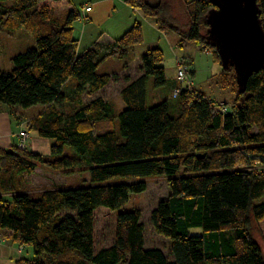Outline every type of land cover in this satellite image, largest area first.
<instances>
[{
    "label": "trees",
    "instance_id": "1",
    "mask_svg": "<svg viewBox=\"0 0 264 264\" xmlns=\"http://www.w3.org/2000/svg\"><path fill=\"white\" fill-rule=\"evenodd\" d=\"M43 1L0 0V31L23 27L34 38L11 58V70L0 69V105L9 106L18 125L24 122L20 129L53 140L47 155L17 143L0 148V230L32 249L15 264H264L251 234L253 223L264 219V68L241 93L228 69L237 96L224 112L175 81L169 90L177 100L174 116L166 98L145 102L150 77L157 87L166 83L159 47L141 56L139 74L124 72L143 40L139 22L79 52L73 24L80 13L58 15ZM124 1L162 32L177 34L179 44L213 48L205 35L211 0H184L186 29L170 14L168 0ZM256 1L264 29V0ZM111 57L122 60L123 75L100 68ZM122 77L124 106L116 111L101 91ZM23 113L35 115L24 121ZM41 164L74 176L76 184L28 189L24 176ZM158 176L167 179L168 194L149 218L168 253L147 244L139 208L124 210ZM99 207L116 214L112 242L102 247L94 239Z\"/></svg>",
    "mask_w": 264,
    "mask_h": 264
},
{
    "label": "rangeland",
    "instance_id": "2",
    "mask_svg": "<svg viewBox=\"0 0 264 264\" xmlns=\"http://www.w3.org/2000/svg\"><path fill=\"white\" fill-rule=\"evenodd\" d=\"M73 4L72 6L79 12L81 8L89 3L92 6L93 0H69ZM171 5L168 4L170 14L176 17L177 24L182 29H186L187 14L184 9V0H168ZM101 11L97 20H90L88 18V26L91 27V39L94 38L100 31L108 30L110 23L114 21V18H107L108 14L111 17V13L108 4H101ZM84 6L83 8H85ZM96 8V7H94ZM98 9V7H97ZM142 13V12H141ZM82 13H80L81 15ZM143 14V13H142ZM90 15V14H89ZM140 15V14H139ZM82 17V16H81ZM106 17V18H105ZM141 21H137L141 24L143 40L141 43L134 46L131 60L129 62L128 69L124 71L128 75L134 77L139 74V59L147 51L148 48L159 47L163 54V63L166 83L162 87L154 85V78L150 77L146 87V99L147 105L155 104L160 102L162 99L169 101L170 107L169 112L171 115H176L178 112L177 100L174 95L171 94V84L175 81L178 82L176 75L177 63L188 65L186 69V76L181 80L182 84H190L197 91L202 92L208 99L215 101L219 104L220 109L226 110L232 105L236 94V84L232 80V71L223 69L219 58L213 53V48L206 44L203 50H200L196 43L186 41L185 44H179V36L173 32H162L156 22L148 17H139ZM78 20V19H77ZM73 24L75 27L74 35H78L80 32L79 20ZM83 19L81 18V21ZM96 38H94L95 40ZM31 44H34V38L25 30V28H18L16 30H1L0 31V69L9 71L13 65L11 58L18 52L24 50ZM87 45L82 44L77 47L81 52ZM183 61V62H182ZM185 61V63H184ZM122 60L118 58H109L105 63L100 64V68L105 70H120ZM191 70V71H190ZM120 75H123V71H120ZM124 84L122 79L112 81L104 91H101V95L110 100L116 111H119L123 106V102L120 95V90ZM6 110H10L9 106L1 104ZM37 105L36 107H39ZM36 109V108H33ZM27 113H31L28 112ZM16 126V121L13 122ZM24 130V129H19ZM19 131V132H20ZM18 132V138L19 136ZM30 133V132H29ZM21 135V134H20ZM30 138L27 137V144L36 137L47 141V145L44 142H38V145L42 150H46L44 154H49L50 146L53 142L51 139L42 138L35 133L29 134ZM21 138V137H20ZM30 140H29V139ZM20 140H18L19 142ZM255 163H253V166ZM251 166V165H250ZM27 179V187L31 190H41L43 188L51 187L52 184H73L77 179L73 177L61 174L59 170L49 168L41 164L32 174L24 176ZM146 190L142 193L133 194L131 199L124 206V210H132L137 207L141 210L142 222L145 230V240L148 245H156L161 247L166 253H168L169 247L166 240L161 236L157 235L150 223V212L157 202L165 198L168 194V183L167 179L158 176L151 177L147 180ZM115 217L116 214L113 211L108 210L106 207H99L94 213V239L97 247L107 246L112 242L115 230ZM3 234V233H2ZM252 236L260 244L261 250L264 255V219L253 223L252 225ZM4 236V235H3ZM1 236L2 238H4ZM10 238V237H9ZM19 245L15 244V248ZM23 247L22 256L23 258H30L32 255V249L27 246ZM17 255L15 256V258ZM33 257V256H32ZM0 264L5 262L0 261Z\"/></svg>",
    "mask_w": 264,
    "mask_h": 264
},
{
    "label": "water",
    "instance_id": "3",
    "mask_svg": "<svg viewBox=\"0 0 264 264\" xmlns=\"http://www.w3.org/2000/svg\"><path fill=\"white\" fill-rule=\"evenodd\" d=\"M207 14V41L223 69L233 68L237 92L248 78L264 68V29L256 0H211ZM200 157V156H198Z\"/></svg>",
    "mask_w": 264,
    "mask_h": 264
},
{
    "label": "crops",
    "instance_id": "4",
    "mask_svg": "<svg viewBox=\"0 0 264 264\" xmlns=\"http://www.w3.org/2000/svg\"><path fill=\"white\" fill-rule=\"evenodd\" d=\"M100 3L108 4L111 17L108 14L107 18H114V21L110 23V27L108 28V30L100 31L94 37L96 38L94 40V38L91 39L92 29L90 26H88L89 23L87 22L88 18L92 20V22L98 19L100 13H97V10L101 11ZM72 4L73 3L69 0H44L41 5H47L49 8L53 9L54 12H56V14L58 15H65L66 11L68 12L69 10L73 9L76 10L72 6ZM91 4L92 6L89 3H86L84 5L90 6L89 11L85 12L83 8L84 6L79 12L77 11L78 13H82V17L78 19V23L81 24V27L79 34H76V37L78 38L77 46H79V44L82 45L84 43L87 45L86 47H88L94 42L112 41L119 37L123 32H125L134 22L141 21V19L139 18L140 16L145 17L140 10L132 9V7H130L124 0H93ZM81 18L83 19L82 21ZM116 71L120 72L119 70ZM22 115L25 121L34 116L35 114L23 113ZM14 121L17 122V120H15L14 117L10 115L4 107L0 106V148H8L13 144L18 143V132L20 131L19 129L24 122H22L21 125H18L16 123V126H14ZM28 137L30 138L29 134ZM32 139L33 140H31V142L27 144L29 150L34 153L44 154L46 150H42L38 145V142H44L47 145V141L36 137ZM9 234V231L0 230V261L5 262V264H15L18 259L23 258L22 252L24 249L20 246L15 248L16 243L12 242V240L9 238ZM1 236H3L4 238H2ZM16 255L17 257L15 258Z\"/></svg>",
    "mask_w": 264,
    "mask_h": 264
},
{
    "label": "built area",
    "instance_id": "5",
    "mask_svg": "<svg viewBox=\"0 0 264 264\" xmlns=\"http://www.w3.org/2000/svg\"><path fill=\"white\" fill-rule=\"evenodd\" d=\"M84 10H85V12L86 11H89L90 10V6H86L84 8ZM184 63H185V61H184ZM187 66L188 65H186V64L183 65L182 63L181 64L180 63H177L176 75H177V78H178L179 81H181V80H183L185 78V76L187 74L186 69H188ZM188 71H189V69H188ZM224 111L225 110H223V112ZM19 136L21 138L19 137V140L20 141L17 143L18 144V147L21 148V149H25L27 147V142L26 141H27L28 133L25 132L24 130H21L19 132Z\"/></svg>",
    "mask_w": 264,
    "mask_h": 264
}]
</instances>
